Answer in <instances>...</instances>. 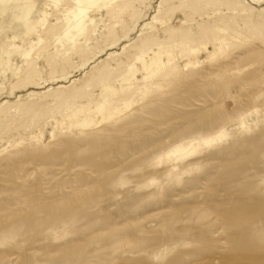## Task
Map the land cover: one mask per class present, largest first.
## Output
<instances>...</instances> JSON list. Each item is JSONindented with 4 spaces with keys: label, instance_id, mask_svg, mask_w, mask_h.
Instances as JSON below:
<instances>
[{
    "label": "rangeland",
    "instance_id": "obj_1",
    "mask_svg": "<svg viewBox=\"0 0 264 264\" xmlns=\"http://www.w3.org/2000/svg\"><path fill=\"white\" fill-rule=\"evenodd\" d=\"M240 1L5 12L0 264H264V0Z\"/></svg>",
    "mask_w": 264,
    "mask_h": 264
},
{
    "label": "bare ground",
    "instance_id": "obj_2",
    "mask_svg": "<svg viewBox=\"0 0 264 264\" xmlns=\"http://www.w3.org/2000/svg\"><path fill=\"white\" fill-rule=\"evenodd\" d=\"M33 1V0H32ZM48 1H51L52 2V0H48ZM180 2H181V4L182 5H190V6H194V7H196L197 6V3H196V0H179ZM213 2H215V3H220V4H225V5H229V6H231V7H237V6H239V5H241L242 6V2L240 1V0H212ZM25 2L27 3V0H0V17H2L4 14H5V12H6V14H8V11H10L9 13L10 14H12V16H16V14H17V12H16V14H14L15 13V11H18V10H20V8H22V6L23 5H25ZM37 2V1H36ZM53 2H54V0H53ZM30 3V2H29ZM49 3V2H48ZM32 4H33V2H32ZM34 4H35V1H34ZM57 5H58V11L60 10L61 12H59V13H61V14H63V12H62V10H64V9H66V11H67V15L68 16H71L75 11L71 8V6L69 5V3H67V4H65V5H63V6H60V3H56ZM170 5H171V0H160V2H159V5H158V8L156 9V14H155V16H154V19H153V21H160V19L158 18L162 13H164V11L165 10H167V9H169V7H170ZM180 5V4H179ZM28 6H29V4H28ZM198 7H199V4H198ZM221 7V6H220ZM25 8H27L26 6H25ZM25 8H23V11H25ZM23 11H21V14L22 13H24ZM14 12V13H13ZM19 12V11H18ZM64 13H65V11H64ZM248 13H249V15L251 16V15H253L254 14V11L253 10H249L248 11ZM9 14V15H10ZM18 14H20V12L18 13ZM257 14L259 15V16H262L263 18H264V8H261L260 10H258L257 11ZM8 16V15H7ZM6 16V17H7ZM60 16V15H59ZM5 17V16H4ZM9 18H12L11 16L9 17ZM9 18H6V19H8V20H10ZM229 18V17H228ZM6 20L5 18H0V20ZM14 19H16V18H14ZM8 20H6L5 22H7L8 23ZM171 19H169V21H170ZM14 21V20H13ZM4 22V23H5ZM247 23H245V25H246V27H247V29H248V31L249 32H251L252 34H257L258 32H264V25L262 26V27H260V26H256L250 19H247V21H246ZM4 23H2V24H4ZM9 23H13V22H11V21H9ZM15 23V22H14ZM159 23V22H158ZM1 24V23H0ZM1 24V25H2ZM16 24V23H15ZM18 24V23H17ZM205 24H207V23H205ZM234 24V23H233ZM0 25V26H1ZM6 25V24H5ZM12 25H14V24H12ZM12 25H9L8 24V27H7V25L5 26L6 28H8L9 29V26H11L12 27ZM227 25V24H226ZM4 26V25H3ZM2 27V26H1ZM1 27H0V29H1ZM208 27V26H207ZM210 27V26H209ZM208 27V28H209ZM235 27V26H234ZM4 28V27H3ZM6 28H4V29H6ZM221 28V27H220ZM219 28V29H220ZM201 29V28H200ZM202 32H204V27L202 28V30H201ZM223 31H224V29H223ZM237 31V30H236ZM1 32V31H0ZM169 32H170V34H174L175 33V30H169ZM15 35H16V33H14V38H15ZM207 35V34H206ZM226 35H228V34H226ZM17 36V35H16ZM218 36V35H217ZM220 36H222V35H220ZM229 36V35H228ZM245 36V35H244ZM206 38H207V36H206ZM206 38H204V40L206 39ZM16 39V38H15ZM10 41H12L13 40V38H10L9 39ZM207 40V39H206ZM210 40V39H209ZM254 41V40H253ZM256 42V41H255ZM261 43V42H260ZM260 43H259V45H260ZM226 44V43H225ZM212 45V44H211ZM224 45V44H223ZM262 45V44H261ZM222 49V48H221ZM212 50V49H211ZM28 52L26 51V52H24L22 55H26ZM217 59V58H216ZM171 65V64H170ZM176 69H179V68H176ZM160 82V81H159ZM142 99V98H141Z\"/></svg>",
    "mask_w": 264,
    "mask_h": 264
}]
</instances>
